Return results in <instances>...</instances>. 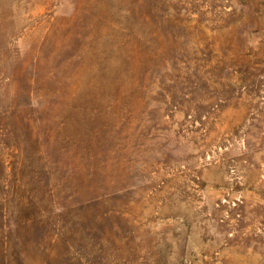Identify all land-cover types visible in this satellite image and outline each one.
Instances as JSON below:
<instances>
[{"label":"rangeland","instance_id":"374dc122","mask_svg":"<svg viewBox=\"0 0 264 264\" xmlns=\"http://www.w3.org/2000/svg\"><path fill=\"white\" fill-rule=\"evenodd\" d=\"M0 264H264V0H0Z\"/></svg>","mask_w":264,"mask_h":264}]
</instances>
